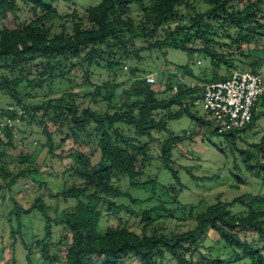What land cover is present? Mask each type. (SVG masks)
Listing matches in <instances>:
<instances>
[{
  "label": "trees",
  "instance_id": "16d2710c",
  "mask_svg": "<svg viewBox=\"0 0 264 264\" xmlns=\"http://www.w3.org/2000/svg\"><path fill=\"white\" fill-rule=\"evenodd\" d=\"M60 1L73 2L0 0V97L10 100L0 108V123L7 116L14 117L8 109L10 105H20L26 111V117L17 125V137L6 131L5 138L0 139V171L5 179L0 191L12 190L22 178L39 171L37 158L41 153L35 154L23 145L25 123L36 122L45 138L42 166L49 172L57 171L52 161L62 159L57 149L68 139L74 143L70 153L73 166L56 172L58 177L64 174L56 197L75 201L72 208L56 215L64 226L61 239L69 240L65 264H125L128 256L144 264H153L157 259L174 264H226L211 250L208 256L195 260L197 246L210 230L218 234L217 242L234 253L235 261L264 264V196L241 195L206 205L180 203L184 185L170 162L173 149L190 139L191 134H176L168 127L170 120L188 116L206 137L223 135L226 142L233 138V148L239 134L253 129L264 116V94L251 122L239 130L226 131L213 118H205L195 110L196 100L203 93L202 84L227 79L237 69H262L263 59L236 60L233 52L227 56L222 48L237 45L240 51L241 43L250 44L254 35L264 36V0H101L84 12L75 7L63 11L56 5ZM194 1H201L207 8L198 11ZM133 8L138 10L136 14ZM183 8L194 14L184 15ZM20 12L28 13L30 18L20 20ZM171 23H176L175 27ZM197 41L200 46H196ZM169 48L200 56V64L207 58L209 65L201 75H195L189 64L180 65L159 92L146 78H131L140 71L136 66L130 69L129 87L121 88L123 84L116 78H109L117 72V51L123 50L129 62L139 63L142 52L165 54ZM104 75L108 79L100 83ZM178 75L202 84H179L175 91ZM70 76L82 77L84 85L95 86L82 96L66 90L59 97L27 100L33 96V89L51 87L56 81L72 82ZM93 76L97 80H92ZM90 103L106 106L94 110ZM50 124L56 130H51ZM163 132H167L166 137ZM158 140L161 168L171 173L173 183L164 184L148 172L155 157L152 143ZM263 141L264 135L253 144L258 151L239 150L255 171H264V158L259 154L264 152ZM19 147V164L11 172L6 169L7 152ZM25 164L27 168H22ZM124 180L126 187L121 185ZM132 188H150L151 193L139 198L130 193ZM10 201L13 208L9 216L15 215L19 227L16 232L12 230L14 237L21 234L24 217L35 212L43 214L45 235L35 245L44 264H55L46 243L52 236L53 218L44 198L37 197L29 207H23L14 197ZM131 203L148 206L136 210ZM238 204L242 209L237 211ZM122 213L136 215L140 230ZM170 219L195 224L182 232L168 230L164 223ZM103 220L118 225L103 232L98 229ZM248 232H254L257 238L249 240ZM23 244L27 264H34L33 242L29 245L23 240Z\"/></svg>",
  "mask_w": 264,
  "mask_h": 264
},
{
  "label": "rangeland",
  "instance_id": "374dc122",
  "mask_svg": "<svg viewBox=\"0 0 264 264\" xmlns=\"http://www.w3.org/2000/svg\"><path fill=\"white\" fill-rule=\"evenodd\" d=\"M101 0H73L71 3L60 1L56 5L63 11H67L70 7L76 8L79 12L90 6L96 5ZM193 7L198 11L205 10L207 7L201 1H194ZM138 10L133 8V13L136 14ZM264 12V6H263ZM183 13L186 16L193 15L194 11L188 8H183ZM20 20H27L30 18L28 13L20 12ZM19 21V20H18ZM59 24V23H57ZM176 23H171L170 26L175 27ZM225 39H220V42H224ZM230 43L229 40H226ZM201 42L197 41L196 46H200ZM238 46L235 45L231 48L223 46L222 50L229 56L233 52V56L236 60L246 59L247 62H252L255 59H263L264 61V36L254 35V39L250 44L245 42L240 44V51ZM243 54H247L245 57ZM142 59L136 63L127 60L124 56V51L119 50L116 54V65L115 73H111L109 78H116V81L123 84V87H129L132 82L130 81V69L131 67H139L140 71L131 78H146L149 75L155 77V83L152 87L156 91L163 90L165 83L169 82L174 73H176L180 65L189 64L191 70L195 75H201L205 68L209 65V59L204 58L202 64H198L197 59L202 58L198 55L189 56L187 52L169 48L164 53L159 51L153 53H141ZM263 79H264V65ZM72 82L67 81H56L51 84V87H45L44 89H33L31 92L32 97L27 100L33 102H39L40 100L59 97L63 91H72L82 96L88 90L94 88V84L88 83L84 85V78L70 76ZM93 76L92 80H94ZM108 79V76L104 75L99 79L100 83L103 80ZM202 81V80H200ZM197 84L201 82L195 81ZM129 83V84H128ZM105 90H103V93ZM162 95V94H161ZM10 102L9 98L1 95L0 97V108L4 107ZM90 106L94 110H100L104 108L105 103L99 106L94 103H90ZM259 107L258 109H262ZM199 114L205 118H212L209 114L206 115L202 105H197L195 108ZM24 143L26 149L29 151L36 152L35 154L41 153L37 158L39 164V171L31 174L26 179L22 178L12 190L5 189L0 191V264H27L26 254L27 250L24 248L23 240L29 245H32V258L34 264H44L41 259V254L37 246L35 245L36 240L42 239L45 235V217L41 212H35L29 217H24L21 226V234L12 236V230L15 232L18 230V222L13 215L9 216L10 211L13 208V203L10 201L11 197L16 200L23 207H29L33 201L41 196L44 198L47 206L48 213L53 218L52 225V236L47 240L49 245V252L55 259V264H65L67 247L69 240H62L61 236L64 232V226L62 221L56 218L57 213L63 212L66 209H70L74 206L75 201L73 199H59L56 197V193L59 192L61 186V180L64 179V174H60V178L56 175V172H63L73 166V159L70 157V153L73 152L74 143L71 139H68L61 147L57 149V153L62 156L61 161L54 159L52 165L57 171L54 173L49 172L45 167L42 166L45 158V150H42V144L45 140L42 134V129L36 122L25 123ZM169 130L176 134H182L185 131L191 134L190 139L178 145L173 149V161L170 162V166L178 171L181 182L184 185L183 189L179 193V202L183 204H198L202 202V205L214 203L217 199L224 201H231L232 199L241 195H263L264 196V171H255L249 168V164L240 154V149L255 150L253 144L260 142L261 137L264 135V116H262L257 125L248 131H244L234 141L233 148L231 143L233 138H228L227 142L225 137L222 136H204L203 131L195 125V123L188 117L183 116L180 119L170 120L168 123ZM51 130H56V127L50 124ZM167 132H163L162 136L166 137ZM60 137H57L59 139ZM146 140V139H145ZM154 149V159L152 165L149 166L148 172L151 176L157 175L159 180L164 184L173 183L175 180L166 169L161 168L159 160L160 143L154 141L152 143ZM94 146L91 148L93 149ZM264 149V141L263 146ZM21 147L17 149H9L6 156L7 167L9 171H13L19 164L17 160L20 154ZM90 150L88 151V153ZM260 156L264 158V152H259ZM36 156V155H35ZM93 160H98L96 155ZM28 165H22V168H27ZM188 170L190 172H188ZM192 174V175H191ZM0 184L5 185V179L1 175L0 171ZM121 185L126 187L127 182L124 180ZM130 193L133 196L139 198H147L151 189H140L132 188ZM147 204H132L133 209L141 207H147ZM236 210H241V205L235 206ZM121 216L129 220L130 224L140 230L139 218H135L136 215L129 217L122 213ZM9 218L11 221L9 222ZM165 226L168 230H176L179 232L190 229L195 224L193 221L190 222H178L175 220H166ZM117 222L110 220H103L100 223L99 230L105 232L110 227L117 226ZM248 238H257L254 232H248ZM218 234L210 230L208 236L202 240L197 251L195 253V260H200L202 256H208V251L215 256H219L223 259L226 264H248V260L235 261L234 253H230L223 247L222 242L218 241ZM259 243V242H258ZM16 261V262H15ZM125 264H144L138 259H132L131 256L126 258ZM153 264H174L172 261L165 260L161 263L160 260H154Z\"/></svg>",
  "mask_w": 264,
  "mask_h": 264
},
{
  "label": "built area",
  "instance_id": "2783aa9c",
  "mask_svg": "<svg viewBox=\"0 0 264 264\" xmlns=\"http://www.w3.org/2000/svg\"><path fill=\"white\" fill-rule=\"evenodd\" d=\"M201 63L200 60L197 61ZM148 83H155V77H146ZM173 89L178 90L179 84L195 87L198 84L178 75ZM203 93L196 100L203 110L221 124L226 131L239 130L249 124L257 103L264 94L263 69L259 71L235 70L230 77L224 80L204 83ZM8 109L14 117L7 116L0 123V139H4L6 131H11L17 137V125L26 117V111L20 105H10Z\"/></svg>",
  "mask_w": 264,
  "mask_h": 264
}]
</instances>
